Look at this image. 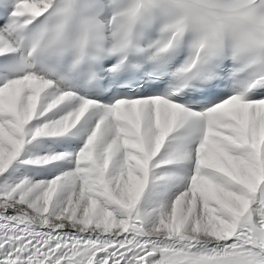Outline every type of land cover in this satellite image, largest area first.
I'll use <instances>...</instances> for the list:
<instances>
[{"label":"snow or ice","instance_id":"6c2138e0","mask_svg":"<svg viewBox=\"0 0 264 264\" xmlns=\"http://www.w3.org/2000/svg\"><path fill=\"white\" fill-rule=\"evenodd\" d=\"M0 264H264V0H0Z\"/></svg>","mask_w":264,"mask_h":264}]
</instances>
